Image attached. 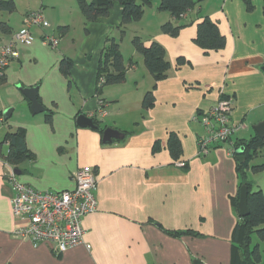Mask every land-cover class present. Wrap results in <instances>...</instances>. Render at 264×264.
<instances>
[{
	"label": "crops",
	"instance_id": "1",
	"mask_svg": "<svg viewBox=\"0 0 264 264\" xmlns=\"http://www.w3.org/2000/svg\"><path fill=\"white\" fill-rule=\"evenodd\" d=\"M9 1L13 10L0 18V49L23 29L30 12L42 10L49 27L32 26L30 43H15L18 57L0 80V264H230V238L239 217L231 199L240 189L233 150L238 141L257 136L254 126L264 121L262 11V20L254 21L231 0H204L184 15L183 21L191 24L172 38L160 31L172 18L151 5L146 20L145 8L142 19L126 30L132 28L133 36L141 38L135 27L145 20V26L154 25L141 41L164 49L170 65L165 79L153 84L141 56L133 49L125 57L120 43L124 60L135 64L124 83L105 86L98 94V65L107 38L120 26V5L115 3L106 17L86 22L75 0H25L20 8L18 1ZM67 12L71 19L64 18ZM203 16L217 24L224 49L204 53L193 43ZM52 26L57 32L69 28L59 34L54 50L42 42L53 33ZM75 27L83 30L79 41L71 35ZM179 58L184 62L177 66ZM64 59L73 64L68 78L60 70ZM140 84L143 92L154 93V105L147 110L139 93L136 100L130 96ZM19 87H36L46 110L31 114ZM221 97L231 100L230 121L238 130L199 156L196 141L203 129L192 118L208 112ZM100 100L105 116L92 117ZM5 112H10L6 120ZM79 115L94 124L95 119L97 129L78 127ZM106 128L122 138L102 143ZM20 130L32 159L14 168L20 171L18 182L40 192H60L74 189L72 175L81 167H91L97 176L96 209L82 218L83 243L59 256L47 243L34 247L12 235L22 223L11 212L12 191L4 182L1 158L9 150L6 134ZM170 134L180 141L177 160L167 148Z\"/></svg>",
	"mask_w": 264,
	"mask_h": 264
},
{
	"label": "trees",
	"instance_id": "2",
	"mask_svg": "<svg viewBox=\"0 0 264 264\" xmlns=\"http://www.w3.org/2000/svg\"><path fill=\"white\" fill-rule=\"evenodd\" d=\"M78 10L86 22H96L101 18L106 17L114 4L117 3L121 7V23L118 27L119 39L121 41L126 26L132 23H138L143 15L144 9L152 5L153 0H75ZM204 0H160L157 8L158 12L167 13L172 22L164 23L160 31L172 38L177 37L179 32L190 25L185 23L183 17L190 11L195 10ZM247 11L253 9L251 0H243ZM264 3V0H263ZM0 9L7 11L13 10V3L10 1H0ZM264 18V6L262 10ZM68 27H59L58 33L62 35L68 31ZM196 36L193 43L200 48L204 53L217 52L224 49L226 40L221 35L216 23L210 20L207 16H203L201 21L196 25ZM115 38H107L104 49L102 50L98 70L97 82L100 79L104 80L101 87H97L99 94L101 89L105 86L119 85L124 83L126 79V72L129 67L134 65L131 59L125 61L120 52V43ZM131 45L134 51L141 56L143 64L154 80V84L162 81L166 77V72L170 65L165 60V53L162 46L152 42L149 46H145L139 37H133ZM184 60L177 59L176 65H182ZM72 62L70 60H62L60 70L64 77L68 78L72 69ZM2 76L0 77V80ZM224 98V97H221ZM39 101V99H38ZM40 102V101H39ZM155 98L153 90L145 93L142 99V108L147 110L154 105ZM95 124L97 121L94 119ZM5 142L9 144V150L2 161L9 164L13 168L17 167L24 161L32 159V154L28 151L24 143V132L20 130L16 134H6ZM240 147L244 150L245 160L243 163L237 162L236 170L240 178V187L245 185L248 190L247 206L249 215L245 218L238 217L232 233H231V248H230V264H264L257 246L251 247L252 234L256 233L259 240L264 241V192L259 190L251 191V185L246 181L244 168L248 158L255 154L259 149L264 147V139L254 136L248 140H240L234 149ZM167 148L172 159L177 160L181 155L180 141L175 134H170L167 141ZM158 146H154V151ZM253 153V154H251ZM236 158V155L234 154ZM264 169V165L255 166L252 168L253 172H259ZM239 193L236 197L231 199L233 208L237 211V201ZM185 232H176L174 235H182Z\"/></svg>",
	"mask_w": 264,
	"mask_h": 264
},
{
	"label": "built area",
	"instance_id": "3",
	"mask_svg": "<svg viewBox=\"0 0 264 264\" xmlns=\"http://www.w3.org/2000/svg\"><path fill=\"white\" fill-rule=\"evenodd\" d=\"M32 26L49 27L42 10L28 13L23 29L14 33L11 41L0 49V77L11 60L18 57L15 43H30L29 28ZM42 42L51 48L56 45V39L50 36H44ZM103 83L104 80L100 79L97 87ZM104 105L102 100L98 101V108L92 117H104ZM231 107L230 99L220 98L208 112L192 118L203 129V135L196 141L199 156H206L214 147L228 142L238 130L230 121ZM3 165L4 182L12 191L11 212L15 220L22 223L13 230V237L28 240L34 247L47 243L55 256L83 243L82 218L94 212L97 205L94 194L97 176L91 167H81L73 173V190L40 192L18 182L14 168L5 162ZM176 165L183 168L185 163L177 162ZM89 247L86 246L87 249Z\"/></svg>",
	"mask_w": 264,
	"mask_h": 264
},
{
	"label": "rangeland",
	"instance_id": "4",
	"mask_svg": "<svg viewBox=\"0 0 264 264\" xmlns=\"http://www.w3.org/2000/svg\"><path fill=\"white\" fill-rule=\"evenodd\" d=\"M0 1H9V0H0ZM11 1H13V2L14 1H18L19 8H20L21 4L25 3V0H11ZM159 1L160 0H153L152 1V8H153V6L154 7L155 6L158 7ZM231 1H232L231 6L239 5L240 8H241L242 13L244 12V14L246 16H250L249 18H253L254 21H256L257 19L262 20L261 11H262L263 0H251V2L253 4V9L251 11H247L246 10V8L244 6V3H243V0H231ZM244 8L247 11V13L244 11ZM145 10H146V16H147L149 14V11H148L149 7H147ZM68 13L69 12L65 13V17H64L65 19H71V16ZM7 15H8V12L6 10L0 12V18H3V17L5 18ZM148 16L146 17V20H147ZM145 21H142V23H140L139 25H137V27H135L136 28L135 30L138 31L137 33L141 36V38L145 36V31H153L154 30V25L150 24V25L145 26L144 23H143ZM56 28H57V26H55V27L52 26L50 31L53 30V33L51 32L49 36L50 37H54L58 41V40H60V35L57 32ZM111 33L112 34H110L109 37L110 38L113 37V38H115L118 41V39H119V30H118V28H115L113 30V32H111ZM71 35L77 41H79L78 39H82L83 36H84L82 28L79 29V28H76V27H75L74 32L71 31ZM133 35H134V33L132 31V28L130 30L129 29L128 30L125 29V34H124L122 40L118 41L119 43H122L121 51H122V53H123V55L125 57H128L130 52L133 50V47L131 45V39L133 37H139L137 35H135V36H133ZM46 47L49 48V49H52V50H54V48H55V47L51 48L49 46H46ZM142 66H143V61H142ZM152 81H153V84H154V80L153 79H152ZM142 84L139 85L140 88H139L138 92H132L131 91L130 96H132V95L135 96V100H136V97H138V93L140 95L139 98H141V99H143V97H144V95L146 93V91L143 92L144 88H143ZM147 91H151V90H147ZM251 132H252V134H254L253 130ZM251 154H253V153H251ZM246 165H247V167L244 168V172H245V175H246V181L248 183H250V185H251V189H252L251 191L252 192H256V191L261 190V191L264 192V169L259 171V172H256V173L252 171L253 167L264 165V147L259 149L255 154L251 155L248 158ZM261 228H264V225H262ZM254 246L258 247L260 255H261V259L264 260V241L259 240L258 235L256 233L252 234V237H251V247H254Z\"/></svg>",
	"mask_w": 264,
	"mask_h": 264
},
{
	"label": "water",
	"instance_id": "5",
	"mask_svg": "<svg viewBox=\"0 0 264 264\" xmlns=\"http://www.w3.org/2000/svg\"><path fill=\"white\" fill-rule=\"evenodd\" d=\"M264 72V67L262 68ZM22 94L29 100L30 102V111L31 114H39L43 113L46 108L38 101V94H37V88L32 87V88H20ZM10 115V112H5L3 114L4 120L8 118ZM76 125L81 128H91V129H97L96 125L93 123L92 119H89L83 115H79L76 118ZM254 131L257 135L258 138L264 139V121L258 123L256 126H254ZM122 136L121 134L111 128H106L102 131V143H110L112 140H118L121 139ZM234 154L236 155V160L239 163H243L245 160L244 157V150L240 147H237L234 149ZM15 175H20L19 170H14ZM247 195H248V190L245 185L241 186L239 189V197L237 201V212L238 216L240 218H245L249 215V209L247 206Z\"/></svg>",
	"mask_w": 264,
	"mask_h": 264
}]
</instances>
